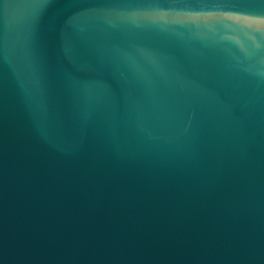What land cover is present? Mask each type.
<instances>
[{"label":"water","instance_id":"1","mask_svg":"<svg viewBox=\"0 0 264 264\" xmlns=\"http://www.w3.org/2000/svg\"><path fill=\"white\" fill-rule=\"evenodd\" d=\"M0 264H264V0H0Z\"/></svg>","mask_w":264,"mask_h":264}]
</instances>
